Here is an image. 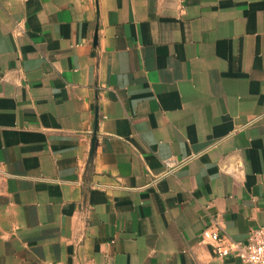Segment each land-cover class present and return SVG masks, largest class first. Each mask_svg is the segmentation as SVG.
I'll return each mask as SVG.
<instances>
[{"label":"crops","instance_id":"1","mask_svg":"<svg viewBox=\"0 0 264 264\" xmlns=\"http://www.w3.org/2000/svg\"><path fill=\"white\" fill-rule=\"evenodd\" d=\"M264 226V0H0V264H249Z\"/></svg>","mask_w":264,"mask_h":264},{"label":"built area","instance_id":"2","mask_svg":"<svg viewBox=\"0 0 264 264\" xmlns=\"http://www.w3.org/2000/svg\"><path fill=\"white\" fill-rule=\"evenodd\" d=\"M202 236L213 243L214 252L219 257L234 252L249 264H264V226L251 229L243 244L225 241L216 227L204 229Z\"/></svg>","mask_w":264,"mask_h":264}]
</instances>
